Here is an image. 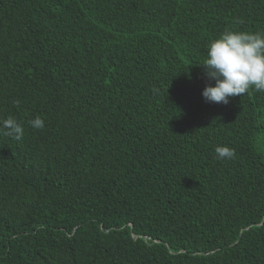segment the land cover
Wrapping results in <instances>:
<instances>
[{"label":"trees","instance_id":"16d2710c","mask_svg":"<svg viewBox=\"0 0 264 264\" xmlns=\"http://www.w3.org/2000/svg\"><path fill=\"white\" fill-rule=\"evenodd\" d=\"M228 29L264 0H0V264H264V91L202 96Z\"/></svg>","mask_w":264,"mask_h":264},{"label":"clouds","instance_id":"9594fccd","mask_svg":"<svg viewBox=\"0 0 264 264\" xmlns=\"http://www.w3.org/2000/svg\"><path fill=\"white\" fill-rule=\"evenodd\" d=\"M208 81L202 90L207 102H229L230 97L242 96L253 88L264 91V32L228 29L207 46L203 63ZM34 129H43L45 121L36 116L29 121ZM0 135L20 141L24 126L16 118L0 119ZM218 159H232L235 150L227 145L215 148Z\"/></svg>","mask_w":264,"mask_h":264}]
</instances>
